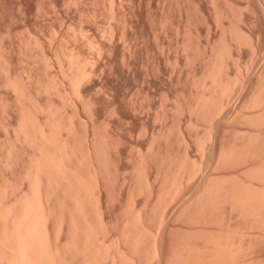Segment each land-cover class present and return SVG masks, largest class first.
<instances>
[{
  "label": "rangeland",
  "instance_id": "1",
  "mask_svg": "<svg viewBox=\"0 0 264 264\" xmlns=\"http://www.w3.org/2000/svg\"><path fill=\"white\" fill-rule=\"evenodd\" d=\"M263 202L264 0H0V264H264Z\"/></svg>",
  "mask_w": 264,
  "mask_h": 264
},
{
  "label": "bare ground",
  "instance_id": "2",
  "mask_svg": "<svg viewBox=\"0 0 264 264\" xmlns=\"http://www.w3.org/2000/svg\"><path fill=\"white\" fill-rule=\"evenodd\" d=\"M223 91H224V90H223ZM225 92H226V91H225ZM55 162H56V161H55ZM56 164H57V163H56ZM56 166H57V165H56ZM35 174H36V173H35ZM36 179H38V176L36 177ZM36 179H35V180H36ZM32 181H33V180H32ZM36 182H37V181H36ZM36 184H37V183H36ZM34 185H35V184H34ZM37 185H38V184H37ZM32 188H33V187H32ZM37 188H38V187H37ZM37 188H35V189H37ZM33 189H34V188H33ZM35 193H36V192H35ZM30 195H31V194H30ZM38 195H39V194H38ZM34 196H35V195H34ZM36 197H37V196H36ZM33 201H34V200H33ZM26 202H27V201H26ZM28 203H29V201H28ZM261 203H262V202H261ZM29 204H30V203H29ZM29 204H28V205H29ZM263 204H264V202H263ZM33 205H34V204H33ZM36 205H37V204H36ZM29 206L31 207V205H29ZM25 207H26V206H25ZM33 207H34V206H33ZM26 209H27V207H26ZM32 209H33V208H32ZM28 210H29V208H28ZM34 210H36V209H34ZM26 212H27V211H26ZM28 213H29V212H28ZM26 214H27V213H26ZM39 214H40V212H39ZM23 216H25V214H24ZM36 217H37V216H36ZM39 218H41V216H40ZM37 219H38V218H37ZM38 220H39V219H38ZM39 221H40V220H39ZM35 222H36V221H35ZM29 223H30V222H29ZM32 223H33V222H32ZM32 223H30V225H31ZM43 223H44V222H43ZM27 224H28V223H27ZM36 224H37V223H36ZM30 225H29V227H30ZM33 225H34V224H32L31 226H33ZM19 226H20V225H19ZM22 226H23V225H22ZM22 226H21V227H22ZM27 226H28V225H27ZM36 226H37V225H36ZM43 226H44V225H43ZM31 228H32V227H31ZM33 228H34V227H33ZM27 229L29 230V228H27ZM27 229H26V230H27ZM35 229H36V228H35ZM35 229H33V230L35 231ZM37 229H38V228H37ZM18 232H19V231H18ZM35 232H37V231H35ZM35 232H34V233H35ZM39 232H40V231H39ZM34 233H33V234H34ZM37 233H38V232H37ZM37 233H36V234H37ZM38 234H39V233H38ZM43 234H44V233H43ZM25 235H26V234H25ZM17 236H19V235H17ZM38 236H39V235H38ZM41 236H42V235H41ZM22 237H24V236H22ZM18 238H19V237H18ZM20 238H21V237H20ZM20 238H19L18 240H20ZM24 238H25V237H24ZM24 240H25V239H24ZM24 240L19 241V242H20L21 245L23 244V245L25 246V245H26V244H25L26 242H25ZM22 242H23V243H22ZM35 243H36V242H35ZM16 245H17V244H16ZM21 245H20V246H21ZM20 246H19V248H20V249H21V248L23 249L24 246H23V247H20ZM37 246H38V245H37ZM26 247H27V246H26ZM26 247H24V250H23V251H25V248H26ZM32 247H33V246H32ZM28 248H29V247H28ZM33 248H34V247H33ZM22 249H21V251H19L21 256H22V252H23ZM27 251H29V250H27ZM37 251L39 252L38 249H37ZM19 252H18V253H19ZM44 252H45V251H44ZM23 253H24V252H23ZM25 253H26V251H25ZM25 253L23 254L24 257H25ZM28 253H29V252H28ZM44 256H45V255H44ZM24 257H23V258L20 257V258H21V259H24ZM29 257H30V256H29ZM21 259H20V260H21ZM28 259H29V258H28ZM39 259H40V258H39ZM25 260H26V257H25ZM25 260H24V261H25ZM44 260H45V258H44ZM36 261H37V260H36ZM38 261H39V260H38ZM38 261H37V262H38ZM40 262H41V261H40ZM13 263H14V262H13ZM26 263H27V262H26ZM22 264H23V262H22ZM43 264H44V263H43Z\"/></svg>",
  "mask_w": 264,
  "mask_h": 264
}]
</instances>
